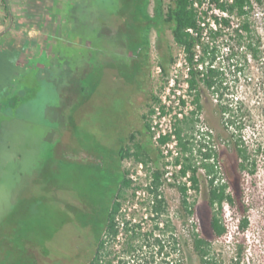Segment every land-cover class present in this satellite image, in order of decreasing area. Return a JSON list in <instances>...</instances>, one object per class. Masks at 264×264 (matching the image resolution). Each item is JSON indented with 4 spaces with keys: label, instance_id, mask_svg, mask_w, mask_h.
<instances>
[{
    "label": "rangeland",
    "instance_id": "1",
    "mask_svg": "<svg viewBox=\"0 0 264 264\" xmlns=\"http://www.w3.org/2000/svg\"><path fill=\"white\" fill-rule=\"evenodd\" d=\"M136 1L141 0H9L13 30L24 39L6 42L10 32L0 36V264L88 262L119 174L125 168L138 169L135 161L128 164L130 159L119 165V149L127 145L128 134L136 133L152 156L139 174L141 180L148 169L166 167L163 153L147 133L143 114L150 120L151 93L159 95L175 67L183 72L174 66L180 48L164 22L155 24L148 36L147 24L137 20ZM147 1L154 15L156 0ZM170 2L164 0L165 5ZM0 19L3 30L9 17L2 0ZM104 20L113 29L123 25L124 30L114 37L103 34L97 22ZM252 20L261 41L259 56L245 57L240 49L235 61L226 64L221 99L232 103L235 119L245 125L241 136L255 160L254 174L238 167L232 137L238 132H233L235 126L224 127L220 100L208 90L202 94L201 121L213 129L220 154L219 182H230L238 195L243 188L245 203L250 204L245 234L237 231L238 218L225 208L232 234L225 241H213V251L223 264H235L243 236L247 247L238 264H264V19L256 15ZM168 51L176 62L163 75L158 66ZM75 70L87 86L83 93L72 80ZM199 178L200 189L189 191V199L196 200L199 230L211 239L209 177L200 170ZM163 191L170 199L178 235H185V264H201L186 239L189 225L184 227L176 216L180 192L170 185ZM85 248L86 254L77 259ZM176 257L170 256V264H176Z\"/></svg>",
    "mask_w": 264,
    "mask_h": 264
},
{
    "label": "trees",
    "instance_id": "2",
    "mask_svg": "<svg viewBox=\"0 0 264 264\" xmlns=\"http://www.w3.org/2000/svg\"><path fill=\"white\" fill-rule=\"evenodd\" d=\"M141 1H136L139 9L137 20L143 25L147 24L148 36L150 37V32L155 24L160 21L164 22L171 27L177 46L184 49L189 66L188 80L190 89L195 90L197 110L192 111L191 115L185 116L183 119H178L174 124L173 131L181 150L180 156L176 157L175 160L176 164L181 163L180 169L175 171L176 181L168 182L164 176L166 170L160 167L149 169L146 177L147 184L145 181L134 184L130 177L132 171L130 168H125L122 174L118 172L120 175L119 185L110 199L109 209L103 223V231L97 238L95 252L86 264H170L172 254H177L176 264H185L186 257L182 240L185 235H178L179 228L174 218L170 216V199L163 191V187L166 185L176 187L181 194L176 216L184 227L189 225V235L186 239L198 255L200 263L223 264L217 259L213 251V241H225L232 234L226 221L225 208L229 207L232 210V218H238L237 231L245 234L250 224L245 211L248 210L250 204L245 203V190L243 188L238 195L231 189L230 182H219L221 170L219 151L217 148L209 146L204 137H197L199 132L197 129L198 110L201 112L203 109L202 94L204 90H208L213 96H218L220 100L218 110L222 116L224 127L229 129L231 126L232 128L235 126L233 132H238V134L232 133V137L240 158L239 169L241 171L246 170L251 174L257 170L255 160L252 159L247 146L244 144L243 135L241 136L245 125L235 119L232 103H224L221 99L223 89L226 88L224 84L227 78L226 72L221 67L211 66L221 52L218 40L224 33L222 29L212 30V44L202 42L201 33L203 29L198 24V12L188 0H172L166 5L164 0H156L154 15H150L148 11V1L144 0L143 3ZM214 1L221 8L242 18L241 28L245 33L241 34L239 29H235L238 46L233 47L228 58H234L240 49L244 50L245 57L249 54L257 58L260 53L261 41L256 37V30L252 26L255 11L253 1L234 0L232 3L221 0ZM258 1L262 2L261 0ZM2 3L5 10L9 11L7 0H2ZM223 22L229 24L230 18H223ZM97 24H102L100 26L102 27L101 33L111 37L124 30L123 25L121 26L123 29L121 27L113 29L105 20L100 23L97 22ZM189 28H194L198 34L191 33ZM148 36L147 38L150 40ZM199 42L202 43V54L196 57V45ZM119 44L125 43L119 42ZM101 56L103 57L100 54ZM163 56L164 60L160 66L162 74L167 75L169 66L173 65L176 59L171 51L164 53ZM208 61L209 63L206 64ZM202 64L203 68H200ZM237 68L240 69V67ZM73 75L75 77L73 76L71 79L80 84L81 93H83L87 86L82 84L80 73L75 70ZM152 102H159L158 95L154 91L151 93V104ZM161 109L163 112L165 111L164 105L161 106ZM154 111L155 109L151 108L148 113L152 114ZM147 115L146 113L143 114L145 127L149 136L152 137L151 121L148 120ZM170 139L171 133L163 134L160 137V142L166 143ZM158 149L161 150L159 146ZM119 151L121 161L132 159L135 162L143 161L147 165L152 160L149 147L139 140H134L132 145L126 149L121 147ZM212 156H214V161L211 160ZM200 170H203L205 175L209 177L208 204L212 229L211 239L203 235L198 228L195 220L196 200L189 199L187 181L182 179L190 173L188 180L191 181V187L198 191L201 181L199 178ZM252 184H256L255 180L252 181ZM130 189L132 190L131 193L129 192ZM137 189L144 190L146 194L137 197ZM233 237L236 240L237 237ZM246 247V238L243 236L238 245V259L235 264L243 260Z\"/></svg>",
    "mask_w": 264,
    "mask_h": 264
},
{
    "label": "built area",
    "instance_id": "3",
    "mask_svg": "<svg viewBox=\"0 0 264 264\" xmlns=\"http://www.w3.org/2000/svg\"><path fill=\"white\" fill-rule=\"evenodd\" d=\"M190 5L198 12V24L201 26V40L202 42H208L212 44L211 31L222 29L223 35L218 40V45L221 47V52L217 56V60L211 65L214 67H221L226 70V64L230 65L235 59H229V55L232 51V45L236 43V32L235 29H239V32L245 33L241 28L242 18L237 17L235 14H231L229 10L223 9L218 6L214 0H188ZM232 3L234 0H221ZM255 6L253 19L257 15L259 19H264V0L259 2L258 0H252ZM262 10H258L259 8ZM223 18H230V23L225 24ZM253 23V22H252ZM252 26H254L252 24ZM193 34H198L194 28H189ZM180 48V47H179ZM196 57L202 54V43L199 42L196 45ZM185 51L180 48L179 60L174 64L183 69V72H179V69L175 67V72L171 74L166 85L162 88L158 95L159 102H155L153 109L155 111L151 114V133L153 141L157 146L160 147L161 152L166 160L165 162V178L168 182L176 181L175 171L180 169L181 163H175L176 157L180 156L181 150L177 144V137L174 133V124L178 119H183L185 116L191 115L192 111L197 110V104L195 103V90L190 89L189 77V66L186 60ZM228 62V63H227ZM209 63L206 62V64ZM203 68V64L200 66ZM158 72H162L161 66H158ZM215 100L219 101L218 96H215ZM164 105L165 111L163 112L161 106ZM202 112V111H201ZM198 110L199 121L197 122V129L199 130L197 137H204L206 143L209 146L217 148L214 140V131L209 125L201 121L202 113ZM171 133V139L166 143L160 142V137L163 134ZM206 150V148H204ZM214 161V156L211 157ZM133 160L130 159L129 165H132ZM138 169H132L130 177L134 181V184H140L145 180H141L139 174H142L144 167L146 166L143 161L136 162ZM149 170V169H148ZM145 171V178L149 171ZM190 173L186 177H183L187 181L189 187L188 192L193 188L191 187V181L188 180ZM182 178V179H183ZM219 177L218 180H220ZM225 181L224 178H222ZM195 190V189H194ZM146 192L142 189L136 190L137 197L145 195Z\"/></svg>",
    "mask_w": 264,
    "mask_h": 264
},
{
    "label": "flooded vegetation",
    "instance_id": "4",
    "mask_svg": "<svg viewBox=\"0 0 264 264\" xmlns=\"http://www.w3.org/2000/svg\"><path fill=\"white\" fill-rule=\"evenodd\" d=\"M10 12L12 13V10H11V7L9 6V11H8V17H9V24L3 29V30H0V36L3 34V32L5 33V32H9L10 30H12V28L14 27V25H15V22H14V20H13V22H10ZM12 16H13V13H12ZM9 26V27H8ZM8 29V30H7ZM260 46H261V44H260ZM18 48V46H15V48ZM128 136V143H127V145H123L122 147H124L125 149L129 146V143H130V141L133 143L134 142V140H138V137H137V135H136V133H130V134H128L127 135ZM120 150V149H119ZM120 152V151H119ZM238 153V152H237ZM238 158H239V156H238ZM239 160H240V158H239ZM120 162H121V159H120V153H119V165H120ZM224 163H225V165H226V161L224 160ZM119 165H118V169H117V172L119 171ZM227 166H228V164H227ZM229 167H230V165H229ZM244 171H246V170H243L242 172H244ZM245 179L243 178L242 179V181H244ZM242 184H245L244 182H242ZM246 212V211H245ZM99 215V214H98ZM99 216H97V218H98ZM98 230H99V227H96ZM96 229V230H97ZM81 250V249H80ZM86 254V248L84 249V253H82L81 254V252L79 253L78 252V258L77 259H80L81 257H83L84 255Z\"/></svg>",
    "mask_w": 264,
    "mask_h": 264
},
{
    "label": "crops",
    "instance_id": "5",
    "mask_svg": "<svg viewBox=\"0 0 264 264\" xmlns=\"http://www.w3.org/2000/svg\"><path fill=\"white\" fill-rule=\"evenodd\" d=\"M32 1H36V0H32ZM25 5L28 6L29 8L34 7L33 4H25ZM30 10H31V9H30ZM31 11H32V10H31ZM31 11H30L29 13H31ZM33 11H34V12H38L36 9H34ZM14 15H15V14H14ZM15 16H16V15H15ZM30 17H31V16H30ZM0 20H1V19H0ZM3 20H4V19H2V21H3ZM29 23H31V21H30ZM9 32H10V33H9L8 35H6V36H5V39H4L6 42H8L9 40H10V41H12V40H13V41H20V40L24 39V38L21 39V36L18 35V33H15L14 30H13V28H12V30H10ZM6 33H7V32H5V33L3 32L2 35L6 34ZM18 37H20V38L18 39ZM29 37H32V35L28 36V38H29ZM26 38H27V37H25V39H26Z\"/></svg>",
    "mask_w": 264,
    "mask_h": 264
},
{
    "label": "water",
    "instance_id": "6",
    "mask_svg": "<svg viewBox=\"0 0 264 264\" xmlns=\"http://www.w3.org/2000/svg\"><path fill=\"white\" fill-rule=\"evenodd\" d=\"M7 2H8V5H9V0H7ZM10 17L12 19V13L11 12H10ZM11 22H12V20H11Z\"/></svg>",
    "mask_w": 264,
    "mask_h": 264
}]
</instances>
